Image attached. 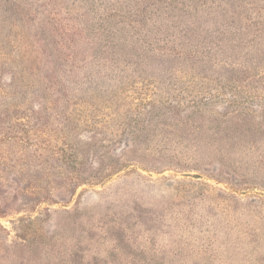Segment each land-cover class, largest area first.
<instances>
[{
	"label": "rangeland",
	"instance_id": "374dc122",
	"mask_svg": "<svg viewBox=\"0 0 264 264\" xmlns=\"http://www.w3.org/2000/svg\"><path fill=\"white\" fill-rule=\"evenodd\" d=\"M135 1L0 0V264H264V0Z\"/></svg>",
	"mask_w": 264,
	"mask_h": 264
},
{
	"label": "trees",
	"instance_id": "16d2710c",
	"mask_svg": "<svg viewBox=\"0 0 264 264\" xmlns=\"http://www.w3.org/2000/svg\"><path fill=\"white\" fill-rule=\"evenodd\" d=\"M180 6H183V3L181 0H139V1H135L134 5L131 6H125L126 10L124 14H119V13H114L111 14L113 16H121V17H126L127 19L129 18H134L133 22L135 24L131 25V32H133V34H136L137 37H141L142 42L145 43L147 46L146 48H149L152 46L151 44V40L148 38H152V39H156V33H153V30L150 29V26H148V23H151L153 20V15H155V18H158L159 16L161 17V19L163 20H167L166 17H168L166 14H170L169 10H173L176 9V7L180 8ZM119 11H121V7L119 6ZM166 11V12H165ZM161 13H163L164 15H166V17L164 15H161ZM56 16V14H55ZM57 18V16H56ZM57 24L59 25V27L62 30H67L68 29V25L66 23L63 22V19L61 18H57L56 19ZM154 23V22H153ZM152 23V24H153ZM151 24V25H152ZM70 27V26H69ZM159 28H156V30H158ZM149 35V37H148ZM147 40H146V38ZM157 43V42H155ZM195 103V102H194ZM200 104H202V100L199 99L197 101V103H195L194 107L198 108L200 106ZM203 105V104H202ZM17 132L19 133V131L17 130ZM49 136H47L46 138H44V140L40 143L38 142H27L25 140H23V138L21 137L20 134L13 135V137L10 139L9 138V142L15 146L17 149H20L19 154L13 158L15 160V162L21 164L22 160H26L27 157H32V154H27L25 152L24 149H45L48 151H50L49 149L51 147H54L53 149H55V153L56 156H51L52 160H56V161H60V163L62 162L65 165H69L71 163H73L74 161H76V155L75 153H68L70 150V144L68 142H64L63 138H59V137H51L49 138ZM51 149V150H53ZM39 155H33L32 158H38ZM14 162V163H15ZM30 220L34 221L33 218H25V217H19L16 219V222L19 223L20 227L22 229H24V231L27 230V224L29 222H31ZM1 230H4L1 226H0ZM29 234V233H27ZM27 234H25L26 236L23 237H19L20 239L23 240V242H26V246L29 247V240H27ZM4 244V242H2V240L0 239V246ZM75 250L73 247H69L65 252H62L63 254H66V260L62 263L59 264H77L74 260L73 257L75 256ZM59 253V250H58ZM8 255V254H7ZM117 257L114 258V260ZM113 261V260H112ZM109 264V263H108Z\"/></svg>",
	"mask_w": 264,
	"mask_h": 264
}]
</instances>
